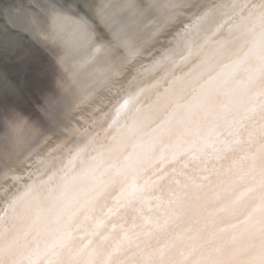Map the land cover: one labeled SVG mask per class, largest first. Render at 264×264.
<instances>
[{
	"label": "bare ground",
	"instance_id": "bare-ground-1",
	"mask_svg": "<svg viewBox=\"0 0 264 264\" xmlns=\"http://www.w3.org/2000/svg\"><path fill=\"white\" fill-rule=\"evenodd\" d=\"M0 264H264V0H0Z\"/></svg>",
	"mask_w": 264,
	"mask_h": 264
},
{
	"label": "water",
	"instance_id": "water-1",
	"mask_svg": "<svg viewBox=\"0 0 264 264\" xmlns=\"http://www.w3.org/2000/svg\"><path fill=\"white\" fill-rule=\"evenodd\" d=\"M184 16H185V15H184ZM179 18H180V17H179ZM183 18H185V17H183ZM177 20H178V19H177ZM187 22H188V21H187ZM179 24H180V23H179ZM179 24H178V25H179ZM178 25H177V26H178ZM167 32H169V30H168ZM168 35H169V34L167 33V34L165 35V37H166V36L168 37ZM165 37H164L163 39H165ZM167 37H166V38H167ZM159 42H163V40H162V41H159ZM149 46H151V45H149ZM151 47H152V46H151ZM151 47H145V49H144V54L141 56L140 59H139V57H135V61L138 60V59H139V60L144 59V58L146 57V55L149 54V53L152 51V50H148V49H150ZM148 52H149V53H148ZM148 56H149V55H148ZM15 170H16V169H15Z\"/></svg>",
	"mask_w": 264,
	"mask_h": 264
}]
</instances>
